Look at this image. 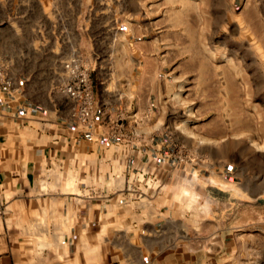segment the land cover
Masks as SVG:
<instances>
[{
    "label": "crops",
    "instance_id": "0c3cea01",
    "mask_svg": "<svg viewBox=\"0 0 264 264\" xmlns=\"http://www.w3.org/2000/svg\"><path fill=\"white\" fill-rule=\"evenodd\" d=\"M230 1L250 42L264 0ZM158 12L145 0H0V61L13 79L0 90V264H264V182L238 180L233 163L225 172L223 156L208 164L201 148L175 164L158 100L175 92L186 42ZM75 53L93 68L90 124L57 89ZM58 172L75 185L43 178Z\"/></svg>",
    "mask_w": 264,
    "mask_h": 264
},
{
    "label": "rangeland",
    "instance_id": "374dc122",
    "mask_svg": "<svg viewBox=\"0 0 264 264\" xmlns=\"http://www.w3.org/2000/svg\"><path fill=\"white\" fill-rule=\"evenodd\" d=\"M159 13L168 10L169 24L177 41L176 60H187L176 69L175 92L159 95L158 112L164 128L176 135V165L192 163L201 149L207 150L208 164L223 156L224 171L238 165L240 181L264 182V20L256 16L257 29L250 34L236 28L230 0L224 13L216 14V0H145ZM238 19V18H236ZM223 24V30L222 28ZM218 28V29H217ZM172 38V35L169 36ZM238 75L232 81L227 72ZM253 75L250 80L247 74ZM237 77V76H236ZM207 82V83H205ZM239 86V93H214L216 86ZM207 85V86H206ZM257 85L259 92H249ZM203 143V144H202ZM72 174L50 173L47 181L63 183ZM232 176L228 174V178ZM215 179H213L214 181ZM206 181H211L208 178ZM116 185V183H115ZM69 191V190H67ZM258 191V190H257ZM89 193L88 190H79ZM103 195V194H102Z\"/></svg>",
    "mask_w": 264,
    "mask_h": 264
},
{
    "label": "built area",
    "instance_id": "2783aa9c",
    "mask_svg": "<svg viewBox=\"0 0 264 264\" xmlns=\"http://www.w3.org/2000/svg\"><path fill=\"white\" fill-rule=\"evenodd\" d=\"M63 66L64 80L57 89L71 100V117L82 124H90L97 109L92 65L83 54L75 53ZM3 89H13L6 61H0V90Z\"/></svg>",
    "mask_w": 264,
    "mask_h": 264
},
{
    "label": "bare ground",
    "instance_id": "6f19581e",
    "mask_svg": "<svg viewBox=\"0 0 264 264\" xmlns=\"http://www.w3.org/2000/svg\"><path fill=\"white\" fill-rule=\"evenodd\" d=\"M71 190H75V189H71Z\"/></svg>",
    "mask_w": 264,
    "mask_h": 264
}]
</instances>
